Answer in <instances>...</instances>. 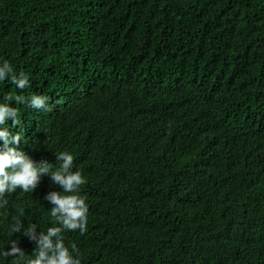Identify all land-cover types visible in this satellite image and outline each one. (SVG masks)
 Instances as JSON below:
<instances>
[{"label": "trees", "instance_id": "16d2710c", "mask_svg": "<svg viewBox=\"0 0 264 264\" xmlns=\"http://www.w3.org/2000/svg\"><path fill=\"white\" fill-rule=\"evenodd\" d=\"M5 60L30 84L0 102L49 98L12 101L18 147L86 178L81 264H264V0H0ZM52 191L6 194L0 264L34 257Z\"/></svg>", "mask_w": 264, "mask_h": 264}, {"label": "clouds", "instance_id": "9594fccd", "mask_svg": "<svg viewBox=\"0 0 264 264\" xmlns=\"http://www.w3.org/2000/svg\"><path fill=\"white\" fill-rule=\"evenodd\" d=\"M10 80L17 89L24 90L29 84V78L23 74H17L11 63L0 62V81ZM26 104L33 109L48 108L49 98L44 95L23 94L8 95L5 102H0V210H5L9 204L6 194L13 193L19 189L25 193H33L44 174H48L62 191H52L46 194L45 199L53 205L50 215L54 218L56 226H50L47 231H41L39 238L35 234L36 225L30 224L25 229V235L36 241L37 250L34 257L27 260V264H81L79 257L74 256L76 246L71 249L65 245L63 232L65 230L86 231L89 205L81 196L80 187L86 178L79 170L73 171L74 156L70 152H60L56 157L62 163L57 169H53L47 160L37 162L20 145L22 136L14 133L7 124L18 123L19 111L13 106ZM22 222L11 225L13 232L21 231ZM24 256L20 247L13 246L3 255Z\"/></svg>", "mask_w": 264, "mask_h": 264}, {"label": "bare ground", "instance_id": "6f19581e", "mask_svg": "<svg viewBox=\"0 0 264 264\" xmlns=\"http://www.w3.org/2000/svg\"><path fill=\"white\" fill-rule=\"evenodd\" d=\"M259 168V167H258ZM254 177V176H253Z\"/></svg>", "mask_w": 264, "mask_h": 264}]
</instances>
